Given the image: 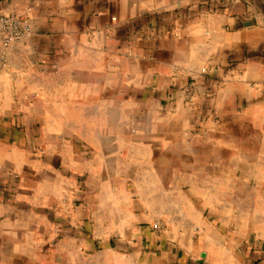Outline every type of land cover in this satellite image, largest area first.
Here are the masks:
<instances>
[{"label":"crops","instance_id":"0c3cea01","mask_svg":"<svg viewBox=\"0 0 264 264\" xmlns=\"http://www.w3.org/2000/svg\"><path fill=\"white\" fill-rule=\"evenodd\" d=\"M0 14V264H264V0Z\"/></svg>","mask_w":264,"mask_h":264},{"label":"built area","instance_id":"2783aa9c","mask_svg":"<svg viewBox=\"0 0 264 264\" xmlns=\"http://www.w3.org/2000/svg\"><path fill=\"white\" fill-rule=\"evenodd\" d=\"M31 31V22L26 16L0 14V45L2 47H8L24 41ZM194 93L193 84L186 87L185 99L190 106H193L192 98Z\"/></svg>","mask_w":264,"mask_h":264},{"label":"rangeland","instance_id":"374dc122","mask_svg":"<svg viewBox=\"0 0 264 264\" xmlns=\"http://www.w3.org/2000/svg\"><path fill=\"white\" fill-rule=\"evenodd\" d=\"M195 97L196 96H195V93H194L193 98H192L193 106H190V105H188L189 103L185 99V94L183 95V100H185L184 102H185L186 105H188L187 106L188 108H190V109L195 108V106H196V98ZM131 192L133 194H135V191L133 189H132ZM135 195L137 196V194H135ZM169 208H170L169 206L164 205L161 209L169 210ZM141 211L144 212V208H142ZM147 212H148V209H147ZM161 212H163V211H161ZM147 225H150V227L153 228V229H160V230L165 231V230L168 229L169 221L167 219H165L164 217L159 216V217H155V218H149L147 220Z\"/></svg>","mask_w":264,"mask_h":264},{"label":"trees","instance_id":"16d2710c","mask_svg":"<svg viewBox=\"0 0 264 264\" xmlns=\"http://www.w3.org/2000/svg\"><path fill=\"white\" fill-rule=\"evenodd\" d=\"M192 84V83H191Z\"/></svg>","mask_w":264,"mask_h":264}]
</instances>
